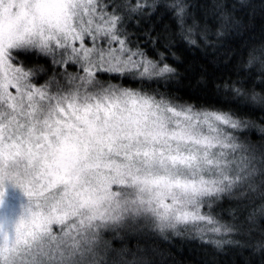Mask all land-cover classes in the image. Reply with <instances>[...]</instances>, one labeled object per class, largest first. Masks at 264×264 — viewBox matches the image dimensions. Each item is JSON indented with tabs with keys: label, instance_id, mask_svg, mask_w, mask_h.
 Wrapping results in <instances>:
<instances>
[{
	"label": "snow or ice",
	"instance_id": "snow-or-ice-1",
	"mask_svg": "<svg viewBox=\"0 0 264 264\" xmlns=\"http://www.w3.org/2000/svg\"><path fill=\"white\" fill-rule=\"evenodd\" d=\"M264 264V0H0V264Z\"/></svg>",
	"mask_w": 264,
	"mask_h": 264
},
{
	"label": "trees",
	"instance_id": "trees-1",
	"mask_svg": "<svg viewBox=\"0 0 264 264\" xmlns=\"http://www.w3.org/2000/svg\"><path fill=\"white\" fill-rule=\"evenodd\" d=\"M175 251L178 254V258L183 257L185 264H192L193 260L199 259V256L191 245L178 241L175 245Z\"/></svg>",
	"mask_w": 264,
	"mask_h": 264
}]
</instances>
